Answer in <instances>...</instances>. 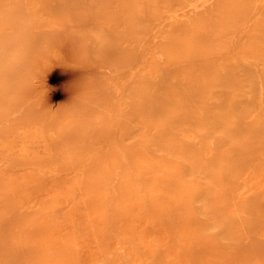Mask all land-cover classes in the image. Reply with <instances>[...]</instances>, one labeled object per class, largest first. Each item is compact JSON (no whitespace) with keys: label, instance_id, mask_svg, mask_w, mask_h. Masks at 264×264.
Here are the masks:
<instances>
[{"label":"bare ground","instance_id":"obj_1","mask_svg":"<svg viewBox=\"0 0 264 264\" xmlns=\"http://www.w3.org/2000/svg\"><path fill=\"white\" fill-rule=\"evenodd\" d=\"M34 3L0 0V163L13 171L47 162L33 181L0 173L8 192L74 171L65 197L90 217L95 264L171 263L160 254L146 262V246L160 248L161 241L124 235L125 222L131 229L158 225L169 246L187 257L243 246L241 234L264 222V202L249 198V172L261 166L264 153V121L254 122L256 129L248 127L256 119L243 121L249 130L241 124L250 104L252 111L264 103V0ZM139 12L150 21H138ZM67 22L80 26L67 51L109 61L124 83L108 82L83 112H47L41 99L33 100V80L51 50H61ZM149 37L156 48L143 54ZM231 50L242 57L238 71L223 64L217 69ZM247 94L251 101L242 103L249 105L237 109ZM38 144L44 157L34 150ZM3 189L0 199L11 194ZM53 204L24 225L14 209L0 208V227L14 224L4 239L0 235V264H78L84 233L60 229L54 220L63 219ZM251 240L242 247L246 255H264V242Z\"/></svg>","mask_w":264,"mask_h":264},{"label":"rangeland","instance_id":"obj_2","mask_svg":"<svg viewBox=\"0 0 264 264\" xmlns=\"http://www.w3.org/2000/svg\"><path fill=\"white\" fill-rule=\"evenodd\" d=\"M29 2L32 7H35L34 0H29ZM47 13L49 14L48 11ZM145 20L150 21L146 12H139L138 21ZM64 25L65 31L63 34V43L61 45L62 51L60 50V52L56 50L55 52H52L51 50L48 57L43 60L44 64L41 70L37 72L39 75L35 80H33L34 87L37 88L35 91L37 95L36 98H33V100L40 101L41 99L40 103L47 105L45 109L47 112L57 110L61 113H68L71 111H76L77 113H80L85 111L83 110V107L92 106L93 98L101 95L104 91H106V89L109 87L108 82L112 81L115 82L117 85H122L124 83V80L117 79V76L119 75L117 70L110 71L108 69L109 61H106L94 55H80V53L78 56H75L72 52L69 53V51H67L68 44L70 43L69 37L71 34L78 31L80 29V26L74 27L69 22ZM155 48L156 43L153 42L151 37H149L143 48V54H150L154 51ZM242 63V57H240V55L231 50L226 53L223 57L219 58V60H217V69H220V67L223 65H232L238 71V68ZM157 86L158 85L155 84L152 91L154 89H157L158 91V88H156ZM242 96L244 97L245 95ZM113 97L114 103H120V93L115 92V94H113ZM243 97L238 98L240 102L236 98V101L239 102L236 103L240 105L237 109H239L240 107L244 108V105H249L247 103L248 101H251L249 99L250 96L247 94V96H245L244 98ZM244 99L248 101L245 100L246 102L242 103ZM249 108L250 109L247 110L249 114L247 112L244 113L241 124L244 122L249 124L252 120L256 119L252 122V126L250 124L248 125L249 128L256 129V127H254V122L257 121L261 123L262 121H264V103H257V105L253 108L252 111L251 104L249 105ZM258 114L259 116H257ZM259 118L262 121H258ZM246 123L242 124V127L248 129V127H246ZM261 124L263 126L262 128L264 129V122H262ZM142 131H144V129H142ZM151 134H153V131L149 133L150 136ZM19 147V143H17L13 151L11 152L12 155H18ZM43 149L44 145L38 144L36 145V149L34 150L39 156L44 157ZM46 162L47 159L43 158L39 161V164L37 165H27L13 171L4 168V166H2L0 163V173L3 176H7L5 179L11 178L8 177L9 174L13 175V178L15 180L21 182H24V180L26 179L33 181L39 175L38 172L40 170H44L43 166L46 164ZM249 173L251 175V188L253 191V194H251L249 198L257 197L260 201L264 202V153L262 154L261 166L255 170H251ZM74 174V171H68L62 172L56 177L46 175L44 179L45 183H42L41 185L39 183L28 184V187L15 185L12 186L13 190L9 189V192L8 189H6L9 188V184L7 182L0 181V189L6 187L5 189H3V191L7 193V195L11 193L9 194L10 196L8 195L6 198L0 199V208L5 209L9 207L10 209L11 207V209H14V212L16 213L12 212V214L18 216L14 218L21 220L23 219V221L21 222H23L24 225L25 223H28L27 221H30V218L34 214H36V212H41L45 209L47 210V208L49 209V207H52V204L54 202L55 204H53V208L56 210V216L63 219V221L61 222L58 219H55L54 223L57 224L58 227L60 226L59 228L63 229V231L67 233L72 234L77 230H81L84 233V235L79 239V242L82 246V250L80 253L78 264H95V258L92 257V253L95 250L96 245L93 242L94 235L90 229V217L85 213L84 208L77 205L78 202H73V199L68 201L65 197V190L68 184L67 179L73 176ZM148 183L150 185H155V181L150 178L148 179ZM23 188L25 192L22 191ZM33 188L36 190L34 191ZM26 190H29V192H27ZM30 190H32V192ZM0 193H3L2 190H0ZM247 200L248 198L243 197L240 201H242V203H246ZM235 208L236 207L232 205V207L230 208V214H232ZM16 210H18V212ZM8 223L9 222H6L0 227L2 228V233H4L0 234L1 237H3L2 239H4V237L8 235L4 231L8 230L9 228H13L12 226L14 224L11 222L9 224ZM10 224L13 225L8 226ZM5 228L7 229L5 230ZM10 231L12 232L13 229H11ZM123 232L124 235L128 237L133 238L135 236L136 238L134 237L133 239L137 240L144 239L146 242H148L151 241L153 238H156L157 240L161 241L160 248H157L156 245L146 246L149 247V252L145 255L147 259H144L146 262L151 261L150 259L152 258V256L154 257L155 255L156 257L158 254H160L161 257H165V259L171 260L168 261V263L171 262L169 264H172V262L174 264H264V255L255 256L251 258L246 255L247 253L246 251H244L245 248L244 250L242 249V247H246L247 245H249L248 242L251 239H254L251 240L252 242H264V222L260 225L259 228H254L253 230L250 229L245 233L241 234L240 241L243 246H241L240 248L235 250L225 249L223 251H219L216 256H209L206 258L190 256L187 257V254L184 249L182 252H177L175 249L171 248L169 246V243L167 242L166 232L158 225L153 227L146 226L145 224H139L137 228L131 229L129 222H125ZM146 247L143 249H148ZM155 250L158 253L155 252ZM124 254V252L120 253V255L122 256H124Z\"/></svg>","mask_w":264,"mask_h":264}]
</instances>
